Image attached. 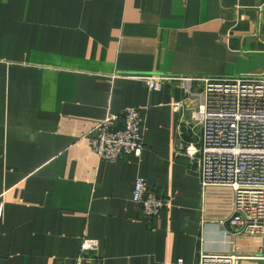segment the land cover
I'll return each mask as SVG.
<instances>
[{"label":"crops","instance_id":"1","mask_svg":"<svg viewBox=\"0 0 264 264\" xmlns=\"http://www.w3.org/2000/svg\"><path fill=\"white\" fill-rule=\"evenodd\" d=\"M264 78V0H0V264H199L264 240L231 224L229 188H203L185 156L202 130L181 81ZM194 89L199 87L195 83ZM139 109L144 151L101 159L89 133ZM169 200L147 219L137 180Z\"/></svg>","mask_w":264,"mask_h":264},{"label":"built area","instance_id":"2","mask_svg":"<svg viewBox=\"0 0 264 264\" xmlns=\"http://www.w3.org/2000/svg\"><path fill=\"white\" fill-rule=\"evenodd\" d=\"M148 86L160 90L165 81H181L188 95L186 103L193 121L201 127L197 144L190 145L186 157L197 167L203 188H229L232 191L231 224L236 233L264 240V78L242 76L227 79L142 77ZM199 87L194 89V84ZM139 109L111 113L88 135L93 151L103 160L116 161L126 155L140 157L145 145ZM134 201L147 219L157 217L169 206V200L151 191L147 183L136 182ZM99 242L83 239L81 255L75 264H83L86 255L99 250ZM238 254H201L199 264H240Z\"/></svg>","mask_w":264,"mask_h":264}]
</instances>
